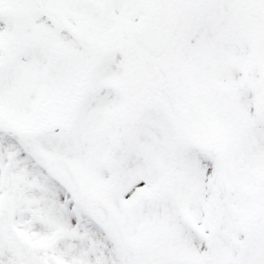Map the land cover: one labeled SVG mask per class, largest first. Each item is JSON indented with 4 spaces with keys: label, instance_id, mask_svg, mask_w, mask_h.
I'll use <instances>...</instances> for the list:
<instances>
[{
    "label": "snow or ice",
    "instance_id": "snow-or-ice-1",
    "mask_svg": "<svg viewBox=\"0 0 264 264\" xmlns=\"http://www.w3.org/2000/svg\"><path fill=\"white\" fill-rule=\"evenodd\" d=\"M0 264H264V0H0Z\"/></svg>",
    "mask_w": 264,
    "mask_h": 264
}]
</instances>
